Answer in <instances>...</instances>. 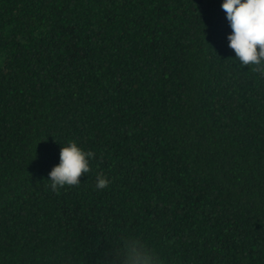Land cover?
<instances>
[{"label": "trees", "instance_id": "1", "mask_svg": "<svg viewBox=\"0 0 264 264\" xmlns=\"http://www.w3.org/2000/svg\"><path fill=\"white\" fill-rule=\"evenodd\" d=\"M221 3L0 0V264H264V76Z\"/></svg>", "mask_w": 264, "mask_h": 264}, {"label": "clouds", "instance_id": "2", "mask_svg": "<svg viewBox=\"0 0 264 264\" xmlns=\"http://www.w3.org/2000/svg\"><path fill=\"white\" fill-rule=\"evenodd\" d=\"M221 8L231 28L227 40L235 60L264 76V0H222ZM93 157L92 151H84L76 142L63 145L59 163L49 172L51 189L58 192L66 185L80 184L79 178L90 171L89 160ZM108 185L109 179L97 174L95 188L102 190ZM125 264H147V261L133 250L127 254Z\"/></svg>", "mask_w": 264, "mask_h": 264}]
</instances>
